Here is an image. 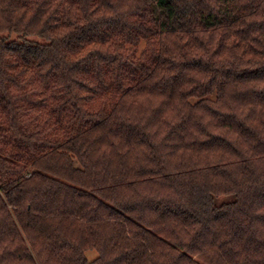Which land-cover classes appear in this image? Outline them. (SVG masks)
<instances>
[{
	"label": "trees",
	"instance_id": "trees-1",
	"mask_svg": "<svg viewBox=\"0 0 264 264\" xmlns=\"http://www.w3.org/2000/svg\"><path fill=\"white\" fill-rule=\"evenodd\" d=\"M0 264H264V0H0Z\"/></svg>",
	"mask_w": 264,
	"mask_h": 264
},
{
	"label": "rangeland",
	"instance_id": "rangeland-1",
	"mask_svg": "<svg viewBox=\"0 0 264 264\" xmlns=\"http://www.w3.org/2000/svg\"><path fill=\"white\" fill-rule=\"evenodd\" d=\"M9 37L11 38V39H15V38H17V34H11V35H9ZM30 39H35V40H40L39 38H37V37H35V36H31V37H29ZM85 256H86V258L87 259H93V258H95L96 256H97V251L96 250H94V249H92V250H87V251H85Z\"/></svg>",
	"mask_w": 264,
	"mask_h": 264
}]
</instances>
